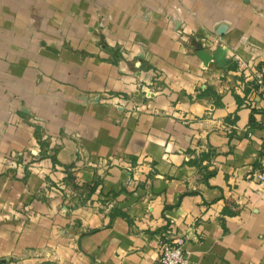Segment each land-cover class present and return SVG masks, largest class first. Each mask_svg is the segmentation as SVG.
<instances>
[{"label":"crops","instance_id":"obj_1","mask_svg":"<svg viewBox=\"0 0 264 264\" xmlns=\"http://www.w3.org/2000/svg\"><path fill=\"white\" fill-rule=\"evenodd\" d=\"M234 57L264 65V0H0V264H159L172 238L264 264V95Z\"/></svg>","mask_w":264,"mask_h":264},{"label":"built area","instance_id":"obj_2","mask_svg":"<svg viewBox=\"0 0 264 264\" xmlns=\"http://www.w3.org/2000/svg\"><path fill=\"white\" fill-rule=\"evenodd\" d=\"M236 69L239 74L251 78L258 91L264 95V65L257 66L249 71L248 66L239 58L234 57ZM261 155L258 171L254 175L255 182L264 188V138L261 142ZM159 264H188L187 253L183 250L180 238H172L162 243L158 248Z\"/></svg>","mask_w":264,"mask_h":264},{"label":"water","instance_id":"obj_3","mask_svg":"<svg viewBox=\"0 0 264 264\" xmlns=\"http://www.w3.org/2000/svg\"><path fill=\"white\" fill-rule=\"evenodd\" d=\"M209 60L213 61L218 67H224L228 64V60L225 58V52L220 48H217L214 53L209 56Z\"/></svg>","mask_w":264,"mask_h":264},{"label":"trees","instance_id":"obj_4","mask_svg":"<svg viewBox=\"0 0 264 264\" xmlns=\"http://www.w3.org/2000/svg\"><path fill=\"white\" fill-rule=\"evenodd\" d=\"M212 174H205L204 175V179H206V178H208L209 176H211ZM92 189H93V187H92ZM92 189H91V191H92Z\"/></svg>","mask_w":264,"mask_h":264}]
</instances>
